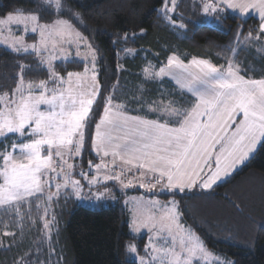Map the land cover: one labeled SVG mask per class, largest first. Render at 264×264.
<instances>
[{
  "label": "snow or ice",
  "instance_id": "obj_1",
  "mask_svg": "<svg viewBox=\"0 0 264 264\" xmlns=\"http://www.w3.org/2000/svg\"><path fill=\"white\" fill-rule=\"evenodd\" d=\"M54 2L58 9L62 7L60 0ZM171 3L169 7L168 0H164L160 11L175 24L168 13L175 10L176 0ZM226 10L241 16L250 11L259 15L255 35L250 30L239 41L242 32L238 29V43L247 45L264 38V0H203V12L218 21ZM13 23L23 24L26 31L31 25V31L38 32L40 40L25 45L14 39L9 46L18 53L31 49L41 64L48 65L49 74L47 80L26 83L24 74L29 65L20 64L15 87L0 93V137L13 134L20 138L0 152V207L6 210L15 208L19 215L18 205L43 193L45 185L57 177L63 183L56 184L57 191L48 196L49 200L69 184L79 194L80 182L72 179L74 165L70 159L81 155L93 123L91 146L101 156V162L93 165L89 161V167L97 172L102 168L109 172L119 168L104 179L119 181L122 187L133 185L135 177L125 182L126 174L133 170L140 177L150 176L154 182L140 183L148 191L212 189L248 161L258 146H264V78H246L232 57L226 58V66L218 67L205 59L193 57L184 63L178 56H169L167 64L154 75L171 76L194 100L184 108L171 103L160 108L170 118L164 123L126 115L124 106L114 103L111 95L104 98L103 112L97 121L93 105L101 89L95 72V52L87 37L64 19L42 24L36 14L20 11L0 19V25ZM179 27L185 25L181 23ZM65 37L85 44L92 51L93 62V68L85 67L82 73L69 72L67 79L51 64L60 57L43 56L50 44L55 50ZM73 39L67 42L72 43ZM231 52L235 55L236 47ZM144 71L153 75L149 68ZM107 157H111L110 162L105 161ZM81 175L88 179V173ZM97 182L96 177L89 180L90 184ZM148 204L159 206L160 214L144 211L141 205L130 225L135 232L146 228L153 233L145 246L146 252L151 249L150 259L138 256L139 264H194V260L211 255L200 238L179 223L175 201L170 202L171 206L160 205L159 201ZM12 235L3 232L5 237ZM156 237L164 243L152 242ZM128 251L138 253L134 244L128 245Z\"/></svg>",
  "mask_w": 264,
  "mask_h": 264
},
{
  "label": "trees",
  "instance_id": "obj_2",
  "mask_svg": "<svg viewBox=\"0 0 264 264\" xmlns=\"http://www.w3.org/2000/svg\"><path fill=\"white\" fill-rule=\"evenodd\" d=\"M60 3L58 9L44 0H0V17L20 11L36 14L41 22L62 18L87 37L96 54L101 89L94 104L96 120L103 112L104 98L110 95L126 113L145 117H154L150 109L159 104L190 106L193 99L168 80L143 76L146 67L156 70L172 55L184 62L193 57L205 59L216 66H226V58L232 57L246 78H264V38L245 45L238 43L236 35L238 29L242 32L239 41L250 30L255 35L258 21L254 18L242 19L226 10L218 21L203 12L200 0H178L170 15L175 24L160 11L164 0ZM181 23L184 28L179 27ZM232 47H236L235 55ZM20 64L29 65L25 82L48 79V72L33 55L0 47V93L15 87ZM84 68L85 64L77 60L54 65L61 76L81 73ZM93 125L88 130L90 137ZM14 141L17 138L13 136L0 141V152ZM157 196L176 201L181 224L191 229L209 251L233 264H264V146L209 191L194 189ZM39 201L41 197L37 196L21 202L19 215L15 208H0V264H42ZM68 206L61 217L60 241L53 246V264H137L129 258L128 245L137 242L141 248L145 237L136 240L131 235L128 211L120 200L100 209L85 208L75 200ZM4 231L14 235L5 237Z\"/></svg>",
  "mask_w": 264,
  "mask_h": 264
},
{
  "label": "rangeland",
  "instance_id": "obj_3",
  "mask_svg": "<svg viewBox=\"0 0 264 264\" xmlns=\"http://www.w3.org/2000/svg\"><path fill=\"white\" fill-rule=\"evenodd\" d=\"M44 1L47 3H50L52 6L57 8L54 0H44ZM200 1L203 2V0H200ZM177 2L178 0H176V5H177ZM168 6L172 7L171 0H168ZM172 13L173 12L168 13V17H170ZM6 17L7 16L0 17V19H5ZM58 19H62V18H58ZM58 19L52 20L51 22H41V21L39 22L42 24H52L54 21ZM14 39L21 40L22 43L25 45L37 44L40 40V36L38 32L33 33L31 31V25H28L27 31L25 30V26L23 24L17 25L13 23V24H7V25H0V47L5 48L8 51L13 52L15 54L33 55L36 58L37 62H39L40 65L44 69H46V71L48 72V65L41 64L40 58L37 57L36 53L33 52L31 49H29L27 52L21 51L19 53L13 51L9 45L13 42ZM56 39H59V38H56ZM69 39H73V38L65 37L64 42L57 43L55 50L52 49V46L50 44L48 46V51L43 52V56L47 58L49 57L50 54H53L57 57H60L59 59H54L51 61L53 68L56 62L72 61V60H77V61L84 63L85 67H88L89 69L93 68L92 51H90L83 43L77 44L74 41V39L72 43H68L67 41ZM92 50L94 51L93 48ZM77 53H79V55H77ZM64 57H67V59H64ZM167 61L168 59L161 67H164L167 64ZM95 63H96V60H95ZM146 68H149L151 72L153 73V75L148 76L143 70V76L145 78H150V79L153 78L156 80H163V79L168 80L169 79L173 81V83H175L177 87H180L179 84H177L176 80H174L171 76L156 77L154 73L158 72L160 68L156 70L153 69V67L151 66H148ZM95 72H96V65H95ZM89 76H91V73H89ZM62 77L67 79V75H64ZM52 86L53 85L50 82L49 87H52ZM98 120L99 118L97 119V121ZM94 131H95V125H93L92 134L94 133ZM11 136L16 137L17 141L20 139L17 135H13V134H10L8 137H11ZM4 139H5L4 137H0V141ZM91 155L93 157H91ZM89 161H91L93 165L100 163L101 156L98 155L92 149L91 137L87 136L86 144L84 148L82 149L81 155L74 156L70 159V163H73L74 165L73 169L71 170L72 179L78 180L80 182L79 194H77L73 186L69 184L67 187L60 188L59 194L52 196L51 200H49L48 196L51 195V193H54L57 191L56 184L63 183V179L60 177H57L55 180L50 181L48 185H45V190L43 193H38L36 196H33V197H37V196L41 197V201L37 203H39L38 205L39 211L42 214V219H41L42 220V264H53L52 263L53 246L59 243L60 238H61L62 228H63L61 217L63 216V213L66 212L67 207H69L68 206L69 202L71 203L73 200L77 201V203H79L80 206H83L85 208H90V209H100L103 207H107L110 204H114L115 201L120 200L124 208L128 211V223H129V229H130L131 235L136 240H139L145 237V241H144L145 243H144V246H142L143 248L142 247L140 248L139 243L137 242L130 243L136 246L138 253L134 254L128 251L129 258L135 261L137 264H139L138 256H144L147 259H150L149 253L151 252V249H148V251L146 252L145 246L150 243V238L153 237V233H150L146 228H141L138 232H135L132 230L130 225L132 223L135 213L137 212V210L140 208L141 205H143L144 211H150V212L155 213L156 215L160 214V208L159 206L152 207L150 204H148L149 202L148 199L140 195H136V197L134 198L132 196L128 198V195H129L128 193L134 192L135 189L140 190L141 192L148 191L147 188L140 187V183H149V182L144 181L146 179L145 177L136 176L134 173H131V174L127 173L125 182L127 179H132L134 177L136 179L134 180V183L131 187H122L119 181L104 179L105 175L114 174V172L119 171V168H115L112 172H109L108 169L102 168L99 172H97V170L94 167H89ZM105 161L110 162L111 157L105 158ZM241 166H239L235 171L239 170ZM81 172L88 173V179H85V177L81 175ZM49 175H55V174L50 173ZM92 177H96L98 182L90 184L89 180ZM224 180L225 178L218 181L217 183L223 182ZM33 197H29L25 201H28L29 199ZM25 201H22V202H25ZM171 201H175V200L171 199L167 204H164V205L171 206L170 205ZM0 208H3V207H0ZM177 211H178V208H177ZM179 223L181 224L180 214H179ZM46 224H47V227L45 226ZM184 228L188 229L186 227ZM152 242L157 243V244L164 243V241L161 240L159 237H156L155 240ZM139 249H141V251H139ZM206 250L211 255L206 258H199L197 260H194V264H229V262L230 264H233L232 260L226 259V257L220 254L214 253L212 251H209L208 249Z\"/></svg>",
  "mask_w": 264,
  "mask_h": 264
},
{
  "label": "crops",
  "instance_id": "obj_4",
  "mask_svg": "<svg viewBox=\"0 0 264 264\" xmlns=\"http://www.w3.org/2000/svg\"><path fill=\"white\" fill-rule=\"evenodd\" d=\"M229 13H231V14H233V15H235V16H237V17H239V18H242V19H246V18H254V19H256L257 21H258V26H259V23H260V20H259V15H258V13H255L254 11H250V13H247V14H245L244 16H241L238 12H233L232 10H227ZM185 63H187V62H185ZM219 67V66H218ZM167 80V79H166ZM168 81L169 82H171L173 85H174V87L179 91V92H182V93H185V94H187V95H189L193 100H194V98L192 97V95H191V93H189L187 90H185V89H182V88H180V87H177L176 85H175V83H173V81H171V80H169L168 79ZM164 105H167V104H164ZM163 104H159V106H158V108H153V109H150V112L151 113H154V117H152V116H147V117H145V116H138V115H132V114H127L126 112H125V114L126 115H128V116H133V117H140V118H142V119H146V120H158L159 122H161V123H164L166 120H169L170 118L166 115V113H164L163 111H161V110H159L160 108H162L163 106H164ZM154 109H156V110H154ZM174 126V125H173ZM259 147V146H258ZM258 149V148H257ZM257 151V150H256ZM255 151V152H256ZM254 152V153H255ZM254 153H253V155H254ZM252 155V156H253ZM251 156V157H252ZM91 157H93L92 155H91ZM247 162V161H246ZM245 162V163H246ZM244 163V164H245ZM243 164V165H244ZM242 165V166H243ZM241 166V167H242ZM236 172V171H235ZM131 173H134L136 176H140L139 175V172H137V171H135V170H133V171H131V172H129V174H131ZM234 173H232L230 176H232ZM229 176V177H230ZM229 177H226L225 178V180L226 179H228ZM145 178L147 179H145L144 181L145 182H154V181H151L150 180V176H145ZM224 180V181H225ZM223 181V182H224ZM220 183H222V182H220ZM220 183H217V184H215L214 186H213V188L215 187V186H217L218 184H220ZM212 188V189H213ZM194 189H196V190H201V191H209V190H211V189H209V190H204V189H201V188H199V187H196V188H194ZM194 189H192V190H194ZM135 191H137V189H135ZM135 191L132 193H128L129 195H128V198L129 197H136V195H140V196H143V197H145V198H147L148 199V201L150 202V201H159V204L160 205H164V204H167L171 199H168V200H164V199H161V198H159L158 196H157V194H159V193H165V194H168V193H172V192H177V193H181L179 190H172V191H168V190H163V191H158V190H156V189H153L152 191H143V192H141L140 190H138V191H140V193H135ZM185 191H191V190H185ZM138 197V196H137ZM141 202V201H140ZM181 222V221H180ZM145 243V242H144Z\"/></svg>",
  "mask_w": 264,
  "mask_h": 264
}]
</instances>
